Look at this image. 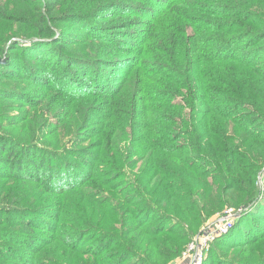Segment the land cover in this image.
I'll use <instances>...</instances> for the list:
<instances>
[{
    "label": "trees",
    "instance_id": "trees-1",
    "mask_svg": "<svg viewBox=\"0 0 264 264\" xmlns=\"http://www.w3.org/2000/svg\"><path fill=\"white\" fill-rule=\"evenodd\" d=\"M0 264L264 262V0H0ZM264 186V174L261 175Z\"/></svg>",
    "mask_w": 264,
    "mask_h": 264
},
{
    "label": "built area",
    "instance_id": "built-area-1",
    "mask_svg": "<svg viewBox=\"0 0 264 264\" xmlns=\"http://www.w3.org/2000/svg\"><path fill=\"white\" fill-rule=\"evenodd\" d=\"M243 209V207L226 208L213 216L212 219H208L187 243L180 261L175 264H182L181 260H185L186 264H204L211 244L232 229Z\"/></svg>",
    "mask_w": 264,
    "mask_h": 264
},
{
    "label": "rangeland",
    "instance_id": "rangeland-1",
    "mask_svg": "<svg viewBox=\"0 0 264 264\" xmlns=\"http://www.w3.org/2000/svg\"><path fill=\"white\" fill-rule=\"evenodd\" d=\"M264 174V170H263V172L260 174V176L258 177V183H259V186L261 187V190H262V188L264 187V186H262V179H261V175H263ZM237 206H239V205H229V206H227L226 208H230V207H232V208H235V209H237V208H240V207H242V206H240V207H237ZM225 208V209H226ZM225 209H223V210H225ZM222 210V211H223ZM222 211H220V212H222ZM217 213H219V212H217ZM216 213V214H217ZM215 214V215H216ZM213 218V216L211 217V218H209V219H212ZM208 220V219H207ZM206 220V221H207ZM205 221V222H206ZM202 227V226H201ZM262 243H264V241H262ZM262 246H264V245H262ZM186 247V246H185ZM184 250V249H183ZM183 250L181 251V253H180V255L178 256V257H176L174 260H172L169 264H175L176 262H179L180 261V257H181V255H182V252H183ZM260 254H258V252H255L253 255H252V257L250 258V259H244L243 257H241V258H238V257H236V256H234V259H233V262H234V264H264V262H261L258 258H260V257H262L263 255H262V252L260 251L259 252Z\"/></svg>",
    "mask_w": 264,
    "mask_h": 264
},
{
    "label": "water",
    "instance_id": "water-1",
    "mask_svg": "<svg viewBox=\"0 0 264 264\" xmlns=\"http://www.w3.org/2000/svg\"><path fill=\"white\" fill-rule=\"evenodd\" d=\"M4 62V58L0 57V63Z\"/></svg>",
    "mask_w": 264,
    "mask_h": 264
},
{
    "label": "crops",
    "instance_id": "crops-1",
    "mask_svg": "<svg viewBox=\"0 0 264 264\" xmlns=\"http://www.w3.org/2000/svg\"><path fill=\"white\" fill-rule=\"evenodd\" d=\"M181 263H182V264H186V261H185V260H181Z\"/></svg>",
    "mask_w": 264,
    "mask_h": 264
}]
</instances>
